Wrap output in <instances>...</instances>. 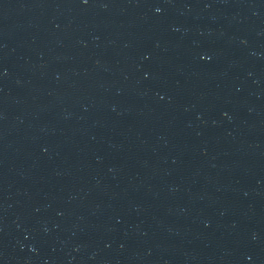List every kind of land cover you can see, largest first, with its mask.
Instances as JSON below:
<instances>
[{
  "label": "water",
  "instance_id": "obj_1",
  "mask_svg": "<svg viewBox=\"0 0 264 264\" xmlns=\"http://www.w3.org/2000/svg\"><path fill=\"white\" fill-rule=\"evenodd\" d=\"M0 264H264V0H0Z\"/></svg>",
  "mask_w": 264,
  "mask_h": 264
}]
</instances>
